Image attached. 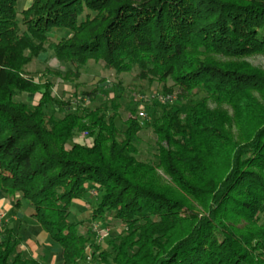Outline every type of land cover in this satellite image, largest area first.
<instances>
[{
  "label": "trees",
  "instance_id": "obj_1",
  "mask_svg": "<svg viewBox=\"0 0 264 264\" xmlns=\"http://www.w3.org/2000/svg\"><path fill=\"white\" fill-rule=\"evenodd\" d=\"M18 1L0 0V192L15 210L26 204V216L62 250V264H82L93 246L90 231L78 232L83 223L69 220L73 201L87 203L88 196L96 199L93 221L125 228L91 254L92 264H264V126L247 143L233 145L224 177H208L215 156L203 147L226 140L207 99L191 93L235 105L257 90L263 75L219 67L213 57L264 53V1L30 0L22 11ZM47 52L69 67L63 78L72 90L61 100L51 83L21 75L23 62ZM12 59L22 62L15 68ZM88 63L130 73L135 81L170 80L181 97L151 99L147 117L140 121L133 110L121 130L123 87L116 81L117 92L108 97L100 78L92 89H79ZM23 92L40 98L15 101ZM146 129L157 138V154L141 162L138 134ZM81 130L92 146L75 142ZM156 168L207 202L206 213L147 184L145 176ZM21 242L12 227L0 230V264H42L22 252Z\"/></svg>",
  "mask_w": 264,
  "mask_h": 264
},
{
  "label": "rangeland",
  "instance_id": "obj_2",
  "mask_svg": "<svg viewBox=\"0 0 264 264\" xmlns=\"http://www.w3.org/2000/svg\"><path fill=\"white\" fill-rule=\"evenodd\" d=\"M30 3V0H19L18 10L22 11L23 9L27 8ZM61 35V33H56V36ZM213 58V60L218 63V66L220 65L222 68L224 67L230 70L234 69L246 72L253 71L258 73V75L264 76V53L240 57H222L215 55ZM20 63L18 60L12 59V67L17 68ZM23 63L24 64L21 67V75L23 77H29L35 83H51V90L56 99L61 100L62 98L64 99V97L71 94L73 84H68V82L63 78L66 71L69 70V67L68 65L58 63L55 60L52 52L40 54L39 56L34 57L30 61L26 62V64L25 62ZM100 78L106 80L99 87L103 88L105 95L108 97H112L117 92L113 87V83L118 81V83H121L123 87L124 96L120 101L119 118L117 120V126L121 130L124 129V120L130 116L133 110L136 113L134 114V117L140 121H143L147 117L151 111L149 104L154 100H149L148 98H152V96L165 97L170 95L173 97V100L169 101V103H171L175 100L177 101L178 97H181L182 94L180 88L178 86H174L173 82L170 80L163 83L135 81L132 74L130 73L116 75L114 72L104 71L99 65L94 63H88L86 67L81 70L80 77L78 78L77 82L82 83L83 85L80 86L79 89H92L93 84L97 79ZM263 80L264 77L260 80L261 83L255 84L258 87H261V90L257 87V90L248 92L245 94V99H238V103L235 105L227 100H215L213 98H208V96H206L204 93H197L194 95L196 92H191L192 96L196 100L204 101L207 99L205 101L206 108L219 116L223 128V132L221 133L224 134V138L222 139L226 140V144H223L221 140V143L217 141L213 147L208 145V143H206V145L203 147V149L208 151V155L210 151H213L215 156V159H213L214 162L209 168L211 173L207 174L208 177H211V175L219 176L220 178L224 177L227 173V168L225 166L227 164V160H229L233 152V145L237 147L247 143L254 133L264 126ZM39 95V93L34 94L33 92H23L15 95L14 100L20 103L36 104L40 98ZM102 98L103 93L97 95L92 107H97ZM47 112L52 113V108L49 107ZM53 114H56L58 117L63 115V113L60 111H56ZM140 114H143V117H141ZM73 139L76 143H85L90 146L93 145V139L87 130H81L80 132H77ZM156 140L157 138L149 129L143 130L138 134L139 143L137 148L138 153L136 155V159L138 161L144 162L157 154V147L155 145ZM208 146L211 149H209ZM219 165H221V167ZM198 176L199 175H191L190 179L193 178L195 181L201 180L194 179ZM203 176L206 175L202 174L201 177ZM145 179L147 180V184H149L152 188L164 189L163 191L166 193L192 207L193 211L196 213L200 215L206 213L205 210L207 202H203V200L199 198L188 195L179 186H176L174 181L168 175H166L162 169L156 168L154 174L146 175ZM86 201H88V204L85 208L76 203H72L70 205L69 220L73 223H83L82 225H78L79 234L87 235V232L90 231V240L93 243V246H91L85 252V261H83L82 264H92L91 254L93 252L97 253V249L105 248L104 245H106L107 242L121 236L123 231H125V228L120 223L114 222L110 219L105 221L108 226L101 225L99 221H93L90 217L92 212V206L90 203L96 201V199L95 197L93 198L88 196ZM25 206L26 204L23 202L21 208L15 210L13 208V201L0 192V230H3L6 226H12V228L14 226L13 229L16 227L18 232L15 233V235L20 237L21 240L23 239V242L26 240L24 242V246L20 245V249L25 255L34 259H36L34 256L39 257L37 260H39L42 264H62V250L51 240L50 236L43 231L40 225L33 218H29L27 216H25L27 226L21 222L22 220H18V214L22 213V211L25 209ZM260 223L264 225V215L261 216ZM96 225L98 226L97 229L106 228L105 230H107V233L99 235L97 230L94 231V227ZM238 225L239 228H243L245 222H240ZM22 227H25L26 229L29 228L30 231L32 229V233L29 235L28 230L25 231V228ZM39 236L42 237V239L44 237L45 242H43L41 238H37ZM108 253L109 259L112 260L114 254L110 253L109 250Z\"/></svg>",
  "mask_w": 264,
  "mask_h": 264
},
{
  "label": "crops",
  "instance_id": "obj_3",
  "mask_svg": "<svg viewBox=\"0 0 264 264\" xmlns=\"http://www.w3.org/2000/svg\"><path fill=\"white\" fill-rule=\"evenodd\" d=\"M73 203H76V204H79L80 206H82L83 208H85L86 206H87V204L88 203H85L84 201H80V200H75V201H73ZM8 206H10V205H8ZM7 206V207H8ZM19 215V221H21L23 224H26V226H27V222L25 221V216H26V213H25V211L23 210L22 211V213H19L18 214ZM22 217H23V219H22ZM20 223V222H19ZM9 227H12V226H9ZM13 228H14V226H13ZM22 228H25V227H22ZM15 229H16V227H15ZM15 229H13V231H14V233H17L18 231H17V229L15 230ZM25 231H27L28 230V234L30 235L32 232V229H31V231H30V229L29 228H25L24 229ZM37 238H41L42 239V237H37ZM26 240H24V242H25ZM42 241L43 242H45V238L43 237V239H42ZM24 242H23V239H22V243H21V246H24ZM26 245V244H25ZM34 256V255H33ZM36 259H38L39 257H37V256H34Z\"/></svg>",
  "mask_w": 264,
  "mask_h": 264
},
{
  "label": "built area",
  "instance_id": "obj_4",
  "mask_svg": "<svg viewBox=\"0 0 264 264\" xmlns=\"http://www.w3.org/2000/svg\"><path fill=\"white\" fill-rule=\"evenodd\" d=\"M150 99H157L158 101H160V102H169V101H172L173 100V97L172 96H165V97H153L152 96V98H150ZM141 115V117H143V114H140ZM83 138V137H82ZM85 138V137H84ZM98 228V226L96 225L95 227H94V231H98L97 233L99 234V235H103V234H106L107 233V230H105L106 228H102V229H97Z\"/></svg>",
  "mask_w": 264,
  "mask_h": 264
}]
</instances>
